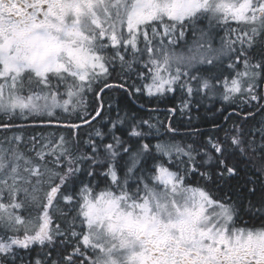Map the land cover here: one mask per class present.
Instances as JSON below:
<instances>
[{"label":"snow or ice","instance_id":"1","mask_svg":"<svg viewBox=\"0 0 264 264\" xmlns=\"http://www.w3.org/2000/svg\"><path fill=\"white\" fill-rule=\"evenodd\" d=\"M231 22L237 28L215 46L214 27ZM114 72L120 83L108 82ZM111 88L149 102L179 93L171 116L218 99L258 127L152 144L157 125L126 113L89 132L82 149L79 129L102 120ZM261 113L264 0H0V115L9 119L0 130L47 117L40 122L71 132L0 143V264H264ZM241 173L239 192L219 198L187 182ZM34 245L49 250L21 255Z\"/></svg>","mask_w":264,"mask_h":264},{"label":"trees","instance_id":"2","mask_svg":"<svg viewBox=\"0 0 264 264\" xmlns=\"http://www.w3.org/2000/svg\"><path fill=\"white\" fill-rule=\"evenodd\" d=\"M235 28H237V25L234 22H231L228 25H219L214 27V45L219 46L222 38L227 39L231 34L230 30ZM188 36H192L190 31L187 34V39H191ZM257 51H260V49H257ZM256 58L259 59L260 57L257 56ZM228 63L229 61L227 60L223 61L225 67ZM202 67L207 68L209 66L205 65ZM240 70H242V67ZM225 74L227 73L225 72ZM108 82L120 83L121 79L117 75V73L114 72L112 73V78ZM179 96L180 94L177 93L174 99H166L164 100V102H149L145 97H129L123 90L119 88H111L109 90H106L103 94L105 110L102 120L93 124L92 127H83L79 129L78 138L80 140L81 148H84L83 141L87 139V134L93 131L94 128L99 127L103 129L104 125L108 124L109 119L115 120L118 116L123 118L126 113H128L129 115L134 114L137 120H150L151 123L157 125V127L159 128V132H156L155 129L153 130L152 137L150 138L152 144L157 143L158 140H175L176 142L180 143H192L194 140L198 142H203L209 136L223 137L225 135V132L231 129L234 125L239 126L241 124H244L245 129H247L248 127H258V125L255 124V121L252 120H249L247 121V123H245L242 120L241 116L238 114L229 116V113L233 112V106H229L218 99L211 101L203 100L201 102L202 106H200L199 108L193 106L191 113H185L181 115V113L177 111V113L173 116L171 120V125L173 128L177 129V132L174 135L168 134L165 131L166 126L168 125V120L171 115L168 109L170 107L178 105ZM85 99L88 105V111H91L92 108L95 106L93 94H87ZM109 105H111V107H109ZM140 105H143V107H140ZM152 109L157 110L153 111ZM235 110L236 112L240 111V108L237 107L235 108ZM225 116H229L227 122L224 121ZM56 117L59 118L58 121L60 122H69V118L61 114L59 111H57ZM262 117H264V113L257 115L255 117V120L259 121ZM43 120L47 121L46 118H44ZM157 121H160L162 123L157 124ZM7 122H9L8 117L0 115V123ZM11 122L15 124L17 128L7 132L0 130V143H4L6 137L10 138L14 134H22L26 141L30 137L35 136L37 134H43L44 136H48L51 133H55L57 136L63 134L66 137H71V132L67 128L57 127L55 123L49 126L47 123H41L40 120L36 121L30 118L27 120L17 118ZM71 122H77L75 120V117L71 118ZM214 124L219 126V131H215L213 129ZM144 130L147 131V128L145 127ZM189 133H191V135H188ZM29 148H31V145H29ZM27 154L33 155L31 151H28ZM201 170L203 171L204 169ZM243 176L244 173H241L239 177L233 178L232 180L227 182H206L201 180L197 176H191L188 178L187 182L189 184L206 187L215 198H219L222 197L225 193L231 195L232 193L239 192L240 187L244 183ZM89 179L92 178H89L86 175L80 176V180H83L85 182H87ZM96 181H100L101 187L105 186L104 182L99 177H96L93 180V183H95ZM78 187V183L76 185H71L70 190L71 188ZM249 199L255 198L249 197ZM246 206L247 201H245V207ZM60 207H63V205L61 204ZM65 211H67V209H65ZM241 217L242 220L245 222L257 224L259 223L258 221H253L250 216L245 213H242ZM62 219L63 218H61V220H57L56 222L60 223ZM48 250L49 249L47 248L41 249L39 245H34L33 250L30 254L25 253L23 252V250H21V255H24L26 259H35L37 255H40L43 252H47Z\"/></svg>","mask_w":264,"mask_h":264},{"label":"rangeland","instance_id":"3","mask_svg":"<svg viewBox=\"0 0 264 264\" xmlns=\"http://www.w3.org/2000/svg\"><path fill=\"white\" fill-rule=\"evenodd\" d=\"M207 23H208V21L206 19H204V20L201 21L202 26H207ZM189 38H191V39H189V40L187 39V40H188V42H191L192 36H190ZM183 43H184L183 41L180 42V46H178V48H177L178 51L183 50V47H184V44ZM44 118L48 119L47 117H43V118H36L35 120L37 121V120H41V119H44ZM30 119H32V118H30ZM56 119L59 120V118H57V117H56Z\"/></svg>","mask_w":264,"mask_h":264},{"label":"water","instance_id":"4","mask_svg":"<svg viewBox=\"0 0 264 264\" xmlns=\"http://www.w3.org/2000/svg\"><path fill=\"white\" fill-rule=\"evenodd\" d=\"M171 108V107H170ZM171 116V115H170ZM173 116H171V118H169L168 120V124L171 123V120H172ZM61 123H66V122H61Z\"/></svg>","mask_w":264,"mask_h":264},{"label":"flooded vegetation","instance_id":"5","mask_svg":"<svg viewBox=\"0 0 264 264\" xmlns=\"http://www.w3.org/2000/svg\"><path fill=\"white\" fill-rule=\"evenodd\" d=\"M240 111H237V113H239ZM239 115V114H238ZM197 186V185H196Z\"/></svg>","mask_w":264,"mask_h":264}]
</instances>
